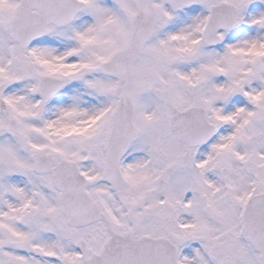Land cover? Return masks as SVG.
<instances>
[{
  "label": "snow or ice",
  "instance_id": "snow-or-ice-1",
  "mask_svg": "<svg viewBox=\"0 0 264 264\" xmlns=\"http://www.w3.org/2000/svg\"><path fill=\"white\" fill-rule=\"evenodd\" d=\"M0 264H264V0H0Z\"/></svg>",
  "mask_w": 264,
  "mask_h": 264
}]
</instances>
